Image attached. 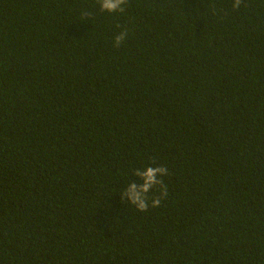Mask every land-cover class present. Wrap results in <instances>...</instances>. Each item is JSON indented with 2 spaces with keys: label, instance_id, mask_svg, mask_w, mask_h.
Masks as SVG:
<instances>
[{
  "label": "trees",
  "instance_id": "trees-1",
  "mask_svg": "<svg viewBox=\"0 0 264 264\" xmlns=\"http://www.w3.org/2000/svg\"><path fill=\"white\" fill-rule=\"evenodd\" d=\"M232 5L0 0V264H264V0Z\"/></svg>",
  "mask_w": 264,
  "mask_h": 264
},
{
  "label": "clouds",
  "instance_id": "clouds-1",
  "mask_svg": "<svg viewBox=\"0 0 264 264\" xmlns=\"http://www.w3.org/2000/svg\"><path fill=\"white\" fill-rule=\"evenodd\" d=\"M101 12L109 14L124 13L128 0H97ZM244 0H233V9L238 10ZM91 14L84 12L85 18ZM117 27H120L119 25ZM129 37L128 28L124 27L114 36L113 46L120 48ZM153 163H155L153 161ZM136 180L131 181L127 187L120 192L123 201H127L140 212H147L149 208H159L162 202L168 197V185L164 182V177L170 175L165 166H146L143 169H136L134 172ZM155 189V192H153ZM151 194V195H150Z\"/></svg>",
  "mask_w": 264,
  "mask_h": 264
}]
</instances>
